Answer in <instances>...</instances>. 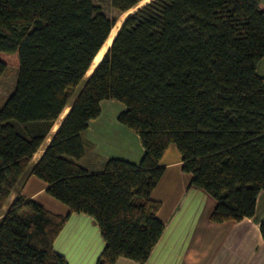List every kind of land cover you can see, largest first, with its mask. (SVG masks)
I'll return each instance as SVG.
<instances>
[{"label": "trees", "instance_id": "obj_1", "mask_svg": "<svg viewBox=\"0 0 264 264\" xmlns=\"http://www.w3.org/2000/svg\"><path fill=\"white\" fill-rule=\"evenodd\" d=\"M142 0H111L125 13ZM113 20L93 0H0V56L17 79L0 107V213L24 175L68 208L53 214L21 195L0 219V264H69L54 248L69 214L95 219L105 242L96 264H143L160 239L151 193L170 146L191 184L217 202L216 223L255 213L264 190V11L259 0H151L128 16L91 74ZM6 69L0 59V78ZM138 135L141 160L112 158L88 173L82 136L102 101ZM38 162L27 168L63 110ZM264 239V219L259 225Z\"/></svg>", "mask_w": 264, "mask_h": 264}, {"label": "crops", "instance_id": "obj_2", "mask_svg": "<svg viewBox=\"0 0 264 264\" xmlns=\"http://www.w3.org/2000/svg\"><path fill=\"white\" fill-rule=\"evenodd\" d=\"M259 1L264 11V0ZM114 102L102 101L99 117L90 121L83 133L84 155L78 164L90 174L101 172L105 162L112 158L132 163L142 158L139 137L118 122L122 110L118 112L113 108ZM52 131L33 156L27 171L42 156L55 133ZM159 165L164 173L151 198L160 202L158 219L164 224V230L143 264H264V239L259 229L264 219V190L258 194L252 217L216 223L211 220L216 200L204 189L191 184L192 175L182 170L181 155L174 146L166 150ZM45 189L42 181L24 175L10 194L8 207L21 195L53 214L66 215L68 208L53 201ZM104 244L93 217L72 213L56 238L54 248L69 264H95L93 255L101 253ZM115 264L138 263L120 257Z\"/></svg>", "mask_w": 264, "mask_h": 264}, {"label": "rangeland", "instance_id": "obj_3", "mask_svg": "<svg viewBox=\"0 0 264 264\" xmlns=\"http://www.w3.org/2000/svg\"><path fill=\"white\" fill-rule=\"evenodd\" d=\"M150 1L151 0H142L140 3H138L135 7L128 10L127 12L120 13V12H118L112 8L111 0H93L94 4L102 10L104 15L107 16L108 18H110L111 20H113V22H114L113 28L117 25V23L124 22V20L128 16L133 14L136 10L143 7L145 4L149 3ZM118 28H120V27H118ZM118 31H119V29H118ZM118 31H117V33H118ZM117 33H116V35H117ZM107 50H108V48L106 49L105 53L107 52ZM0 59L6 65L5 72L0 78V107H1L3 102L8 98V96L14 90L15 82L17 79V72H18L17 71V69H18V58H17L16 54H2L0 56ZM91 66H90V69L88 70L89 73H91V70H92ZM88 72L86 73L84 80H86L87 77L89 76ZM257 73L260 76H263V78H264V59L258 65ZM114 103L115 104H111V106L113 108H115L118 112L123 110L124 106L121 103H119L117 101H115ZM59 122H61V120L60 121L58 120L57 123H59ZM134 164H137V163H134ZM53 201H55V200H53ZM56 203H58V202H56ZM4 206H6V208L8 209V207H7L8 204L5 203ZM4 206L2 208L1 215L4 214L3 213L5 211ZM7 209H6V211H7ZM103 248H104V246H103ZM103 248H102V251H103ZM100 255H101V253H96L95 255H93V260H95V264H96Z\"/></svg>", "mask_w": 264, "mask_h": 264}, {"label": "bare ground", "instance_id": "obj_4", "mask_svg": "<svg viewBox=\"0 0 264 264\" xmlns=\"http://www.w3.org/2000/svg\"><path fill=\"white\" fill-rule=\"evenodd\" d=\"M121 24H122V22H119V23H117V25L111 30V32H110V34H109V36H108V38H107V40L105 41V43H104V45L102 46V48L100 49V51L97 53V55L95 56V58H94V60H93V62H92V66H91V68H92V70H91V72L93 71V69L95 68V66L100 62V60L102 59V57H103V55H104V53H105V51H106V49L109 47V45L111 44V42H112V40L114 39V37H115V35H116V33H117V31H118V27H120L121 26ZM89 73V72H88ZM91 73H89V75H90ZM69 110H70V105H68L64 110H63V112L61 113V115L59 116V121L61 120H63L64 118H65V116L67 115V113L69 112ZM61 118V119H60ZM58 120H57V122H58ZM55 123V125H54V127L52 128L53 129V131L54 132H56L57 130H58V128H59V125H60V123L61 122H59V123ZM52 131V132H53ZM38 155V154H37ZM12 197V196H11ZM11 197H9V199L7 200V202H6V204H9V201L11 200ZM8 207V206H7ZM6 206H4V210L6 211ZM2 211V210H1ZM4 211V212H5ZM3 212V213H4ZM2 213V212H1ZM1 213H0V219H1Z\"/></svg>", "mask_w": 264, "mask_h": 264}, {"label": "water", "instance_id": "obj_5", "mask_svg": "<svg viewBox=\"0 0 264 264\" xmlns=\"http://www.w3.org/2000/svg\"><path fill=\"white\" fill-rule=\"evenodd\" d=\"M122 24H123V22H122ZM122 24H121V26H122ZM121 26H120V28H121ZM120 28H119V29H120ZM114 38H115V37H114ZM113 40H114V39H113ZM113 40H112V42H113ZM112 42H111V44H112ZM111 44H110V45H111ZM110 45H109V47H110ZM109 47H108V48H109ZM103 56H104V55H103ZM102 58H103V57H102ZM100 61H101V60H100ZM97 65H98V64H97ZM97 65H96V66H97ZM96 66H95V67H96Z\"/></svg>", "mask_w": 264, "mask_h": 264}]
</instances>
